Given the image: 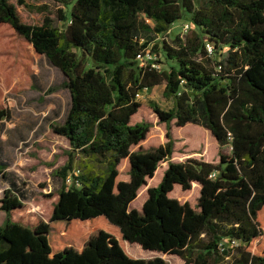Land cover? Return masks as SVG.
I'll return each mask as SVG.
<instances>
[{
    "label": "trees",
    "instance_id": "16d2710c",
    "mask_svg": "<svg viewBox=\"0 0 264 264\" xmlns=\"http://www.w3.org/2000/svg\"><path fill=\"white\" fill-rule=\"evenodd\" d=\"M59 21L62 27L49 16L28 24L10 0H0V43L14 38L28 72L33 54L45 57L71 94L64 123L54 127L71 152L55 171L63 185L47 221L25 214V189L0 160V181L9 184L0 201V264H170L135 259L128 244L186 264H264V0H76ZM178 21L193 29L185 38L162 39ZM147 51L160 70L141 64L138 56ZM3 53L0 139L11 120L2 98L15 68V55ZM163 85L173 108L153 109L168 127L167 142L132 151L152 128L132 124L142 107L138 96ZM173 122L208 130L221 147L231 145V154L221 153L218 163H169L142 208L131 209L174 154ZM77 156L99 171L74 168ZM126 159L130 180L118 182ZM195 183V207L170 197L176 186L189 191ZM233 241L238 246L231 248Z\"/></svg>",
    "mask_w": 264,
    "mask_h": 264
},
{
    "label": "rangeland",
    "instance_id": "374dc122",
    "mask_svg": "<svg viewBox=\"0 0 264 264\" xmlns=\"http://www.w3.org/2000/svg\"><path fill=\"white\" fill-rule=\"evenodd\" d=\"M20 1L24 4L21 5ZM17 7L21 19L32 25H40L46 16L54 19L55 25L62 27L59 12L69 13L76 0H10ZM187 21H178L168 33L172 42L177 36L185 38L183 25ZM15 55V68L11 88L2 98V106L11 110V120L4 122V130L0 139V160L8 165L9 178L16 181L20 188L25 189V214L38 215L47 221L56 203L59 189L63 185L55 171L67 164L71 152L69 141L55 134L54 127L62 125L71 106V94L65 87L67 81L64 74L52 66L45 57L32 55L30 72L22 69L17 57V44L14 38L0 43V57L3 53ZM1 60V58H0ZM163 69L168 68L164 55L158 57ZM0 61V67L2 64ZM0 79L2 75L0 74ZM165 86L145 90L140 95L142 107L132 120V124L151 123L152 128L145 141L132 148V151L158 147L167 142L168 127L161 123L154 113L156 106L163 111L173 108V101L164 97ZM171 135L174 139L173 156L160 164L154 178L147 180L138 193L131 209H141L148 199V190L161 182L169 163L184 162L194 158L206 162L218 163L220 154H231V145L221 147L212 134L200 127L189 124L179 128L175 122L171 124ZM98 166L90 160L77 156L74 168L86 170ZM129 159L123 160L119 166L118 182L130 180ZM78 174V172L75 171ZM9 184L6 179L0 181V201ZM200 185L193 184L189 191L176 186L170 194L171 198L181 203L188 202L195 207L200 197ZM54 196V197H53ZM1 206V203H0ZM36 218V217H35ZM6 214L0 210V226L5 222ZM128 244L126 251L135 259L163 258L170 264H186L175 255L150 252Z\"/></svg>",
    "mask_w": 264,
    "mask_h": 264
},
{
    "label": "built area",
    "instance_id": "2783aa9c",
    "mask_svg": "<svg viewBox=\"0 0 264 264\" xmlns=\"http://www.w3.org/2000/svg\"><path fill=\"white\" fill-rule=\"evenodd\" d=\"M192 29H193L192 23L185 22V24L183 25L184 33L187 35ZM162 39L167 40V37H163ZM206 48H207V52H208L209 56H214L215 51H214L213 45L207 44ZM138 59L141 61L142 65L151 66L152 68L157 69V70L161 69V66L156 63L157 57L154 54H152L150 51H147L145 54H140L138 56ZM139 97H140V95L138 96V98ZM68 183H69V181H68ZM236 246H238V243L236 241H233L230 243L231 248H234Z\"/></svg>",
    "mask_w": 264,
    "mask_h": 264
},
{
    "label": "crops",
    "instance_id": "0c3cea01",
    "mask_svg": "<svg viewBox=\"0 0 264 264\" xmlns=\"http://www.w3.org/2000/svg\"><path fill=\"white\" fill-rule=\"evenodd\" d=\"M1 139H2V137H1ZM195 184H197V183H195ZM199 185V184H198Z\"/></svg>",
    "mask_w": 264,
    "mask_h": 264
},
{
    "label": "water",
    "instance_id": "95a60500",
    "mask_svg": "<svg viewBox=\"0 0 264 264\" xmlns=\"http://www.w3.org/2000/svg\"><path fill=\"white\" fill-rule=\"evenodd\" d=\"M150 179H152V178H150Z\"/></svg>",
    "mask_w": 264,
    "mask_h": 264
}]
</instances>
